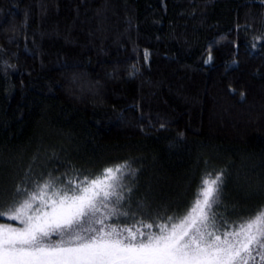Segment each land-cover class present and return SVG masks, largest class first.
I'll return each mask as SVG.
<instances>
[{
	"label": "trees",
	"instance_id": "trees-1",
	"mask_svg": "<svg viewBox=\"0 0 264 264\" xmlns=\"http://www.w3.org/2000/svg\"><path fill=\"white\" fill-rule=\"evenodd\" d=\"M125 161L96 228L158 232L209 172L218 220L264 205V0H0V204Z\"/></svg>",
	"mask_w": 264,
	"mask_h": 264
},
{
	"label": "snow or ice",
	"instance_id": "snow-or-ice-1",
	"mask_svg": "<svg viewBox=\"0 0 264 264\" xmlns=\"http://www.w3.org/2000/svg\"><path fill=\"white\" fill-rule=\"evenodd\" d=\"M130 174L127 161L67 182L26 174L7 208L0 204V217L19 225L0 222V264H249L254 251L264 250V205L239 223L218 220L223 171L201 178L182 217L139 222L158 232L94 227L103 223L95 219L98 204L119 211Z\"/></svg>",
	"mask_w": 264,
	"mask_h": 264
},
{
	"label": "rangeland",
	"instance_id": "rangeland-1",
	"mask_svg": "<svg viewBox=\"0 0 264 264\" xmlns=\"http://www.w3.org/2000/svg\"><path fill=\"white\" fill-rule=\"evenodd\" d=\"M17 223H18V222H17ZM13 225H17V226H19L18 224H13ZM93 226H94V225H93ZM58 238H59L58 236H53V237H52L53 240H57Z\"/></svg>",
	"mask_w": 264,
	"mask_h": 264
}]
</instances>
